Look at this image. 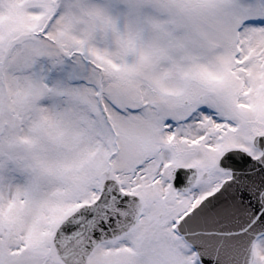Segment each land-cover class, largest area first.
Returning <instances> with one entry per match:
<instances>
[{
    "label": "snow or ice",
    "instance_id": "1",
    "mask_svg": "<svg viewBox=\"0 0 264 264\" xmlns=\"http://www.w3.org/2000/svg\"><path fill=\"white\" fill-rule=\"evenodd\" d=\"M0 264H264V0H0Z\"/></svg>",
    "mask_w": 264,
    "mask_h": 264
}]
</instances>
